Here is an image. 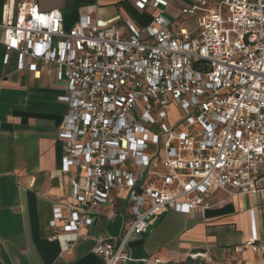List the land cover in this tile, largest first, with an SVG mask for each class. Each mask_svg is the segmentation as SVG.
Listing matches in <instances>:
<instances>
[{"label":"built area","instance_id":"1","mask_svg":"<svg viewBox=\"0 0 264 264\" xmlns=\"http://www.w3.org/2000/svg\"><path fill=\"white\" fill-rule=\"evenodd\" d=\"M171 1L136 0L161 10L144 27L127 22V33L120 16L101 20L96 10L68 28L61 9L44 11L38 0H12L0 23L18 70L65 85L59 138L71 201L50 221L65 251L92 239L106 264H127L132 238L169 210L203 218L215 191L264 189V0H196L183 9L196 26L178 31L163 15ZM121 192V235H91L100 208Z\"/></svg>","mask_w":264,"mask_h":264},{"label":"crops","instance_id":"2","mask_svg":"<svg viewBox=\"0 0 264 264\" xmlns=\"http://www.w3.org/2000/svg\"><path fill=\"white\" fill-rule=\"evenodd\" d=\"M11 1L0 0V23ZM135 1L38 3L44 11L61 9L68 28L96 10L101 20L120 16L118 25L127 33V22L144 27L161 10L150 5L139 9ZM217 1L209 0L211 5ZM195 3L170 2L163 15L172 31L196 26L197 15L183 12ZM17 63V53L0 44V264H106L92 251V239L79 240L65 251L60 241L51 238L50 221L56 209L59 206L68 214L65 204L71 201V175L61 170L64 142L59 138L67 104L58 96L65 85L53 75L36 78L29 70H18ZM125 197L121 192L113 204L100 208L91 235L108 239L121 235L127 215ZM205 203L203 218L169 210L150 232L133 237L127 264H185L194 253L205 254L195 264H264V189L236 196L218 190Z\"/></svg>","mask_w":264,"mask_h":264},{"label":"rangeland","instance_id":"3","mask_svg":"<svg viewBox=\"0 0 264 264\" xmlns=\"http://www.w3.org/2000/svg\"><path fill=\"white\" fill-rule=\"evenodd\" d=\"M219 1H220V0H218V1H217L215 4H213V5H216ZM171 113H172V115H171V119H172V120H174V119H176V118H178V117L181 116V112H180V110H179L177 107H173L172 110H171Z\"/></svg>","mask_w":264,"mask_h":264}]
</instances>
